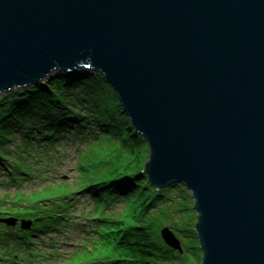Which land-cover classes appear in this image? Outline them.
I'll return each mask as SVG.
<instances>
[{
  "label": "water",
  "instance_id": "95a60500",
  "mask_svg": "<svg viewBox=\"0 0 264 264\" xmlns=\"http://www.w3.org/2000/svg\"><path fill=\"white\" fill-rule=\"evenodd\" d=\"M83 68L194 197L199 264H264V0H0V95Z\"/></svg>",
  "mask_w": 264,
  "mask_h": 264
},
{
  "label": "trees",
  "instance_id": "16d2710c",
  "mask_svg": "<svg viewBox=\"0 0 264 264\" xmlns=\"http://www.w3.org/2000/svg\"><path fill=\"white\" fill-rule=\"evenodd\" d=\"M89 124L104 133L103 138L110 140L112 146H106L107 151L100 157L95 156L96 165L89 164L91 171L81 176L80 190H89L98 202L125 196L130 207L122 217H97L104 223L107 220L109 229L99 224L96 243L80 251V256L73 258L77 261L69 264H199L202 249L196 232L171 224L183 244V251L170 246L158 233L174 210L170 209L172 188L183 189L184 184L175 182L157 188L149 182L145 171L148 143L134 129L112 85L98 71L87 68L58 71L40 84L0 95V171H8L14 180H20L23 172L29 173L20 160L9 163L12 161L9 142L15 138L54 140L66 133H81ZM63 196L71 198L68 193L45 194L23 203L19 197L12 210L0 211L20 220L11 232L0 235V247H14L17 254L21 248L31 247L41 232L57 228L59 223L55 219L64 216L72 206L56 210V205L60 204L57 201ZM160 202L168 205L156 209ZM24 219L32 221L29 229L22 226ZM183 231L186 235L180 234ZM3 235L8 238H2Z\"/></svg>",
  "mask_w": 264,
  "mask_h": 264
},
{
  "label": "rangeland",
  "instance_id": "374dc122",
  "mask_svg": "<svg viewBox=\"0 0 264 264\" xmlns=\"http://www.w3.org/2000/svg\"><path fill=\"white\" fill-rule=\"evenodd\" d=\"M68 134L54 140L34 139L30 141H23L19 136L9 142L12 150L10 151V160H12L9 161L10 165L13 160H20L29 169L27 170L29 173L23 172L20 175V180H14L8 171H0V211L12 210L15 206L14 201L19 197L23 203H29V198L45 194L68 193L71 196V198L63 196L60 198V202L57 201L60 203L56 205L57 211L71 204L72 206L67 208L64 216L55 219L59 226L41 232V238L35 237V243L31 247L21 248V251H17L16 254L14 247L2 245L0 247V264H69L70 261L76 262L77 260L73 258L80 256V251L89 249L96 243L97 229L101 226L99 224H102L105 229H109L110 223L107 220L105 223L101 222L97 217L115 219L122 217L129 209V200L125 196L117 197L113 201L106 198L98 202L89 190H80L81 176L87 171H91L89 164L96 165L97 158L95 156L100 157L102 153L106 152L105 147L109 146L110 148L111 141L103 138L105 134L99 133L93 124L85 125L81 133L71 132ZM18 153L19 155H17ZM184 187L183 189L180 186L172 188L170 196L173 197V202L170 209L174 210L171 217L162 223L160 232H158L160 235L164 226H169L176 232L171 224H180L181 227H188L193 230V233L196 232L198 213L194 209V197L185 185ZM105 197L108 196L105 195ZM44 203H54V201H44ZM163 203H158L159 207L156 209L168 205V203ZM21 207L23 206L21 205ZM60 213L62 212L60 211ZM5 217L17 218L10 213H0V235L11 232L12 227L18 225L17 223L15 225L7 223L3 220ZM17 221L20 220L17 219ZM180 234L186 235V232L183 231ZM191 237H193L192 233ZM2 238H8V236L3 235ZM184 241L188 243L187 240Z\"/></svg>",
  "mask_w": 264,
  "mask_h": 264
}]
</instances>
